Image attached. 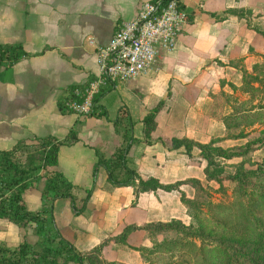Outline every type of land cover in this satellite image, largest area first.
<instances>
[{
  "label": "crops",
  "instance_id": "0c3cea01",
  "mask_svg": "<svg viewBox=\"0 0 264 264\" xmlns=\"http://www.w3.org/2000/svg\"><path fill=\"white\" fill-rule=\"evenodd\" d=\"M142 1L0 0V42L19 43L27 54L0 67V150L47 135L65 140L56 165L47 170L58 171L74 186L77 208L87 189L90 195L79 213L67 198L55 199V226L78 251L101 245L103 259L123 264L142 263L135 248L147 238L134 229L126 245L114 241L126 225L182 221L188 215L175 189L136 193L132 186L110 184L104 166L93 171L97 156L112 158L128 138L125 165L141 178L206 183L201 166L182 146L169 149L164 142L176 137L207 143L221 137L222 116L236 105L223 100L247 95L240 89L242 71L253 74L254 65L264 63V35L256 30L264 31V0H180L187 18L173 48L159 52L145 73L101 88L95 112L104 111L106 119L65 109L62 101L72 89L97 75L96 47L105 45L115 26L132 18ZM158 102L147 142L141 119ZM191 153L196 156L198 149ZM114 172L121 176L120 170ZM43 182L41 177L23 192L27 210L41 207ZM11 224L0 218V232Z\"/></svg>",
  "mask_w": 264,
  "mask_h": 264
},
{
  "label": "trees",
  "instance_id": "16d2710c",
  "mask_svg": "<svg viewBox=\"0 0 264 264\" xmlns=\"http://www.w3.org/2000/svg\"><path fill=\"white\" fill-rule=\"evenodd\" d=\"M256 30L264 35V31ZM26 55V52L19 43L0 42V67L5 69ZM253 72L252 74L242 71V84L240 87L241 90L250 93L251 96L256 90L253 84L264 82V63L254 65ZM99 92L93 98L94 102L97 100L100 94ZM218 101L219 99L217 98V103ZM229 101L236 103L237 106L232 105V112L223 114L224 134L218 137V139H212L207 143H198L187 138L171 137L164 143L169 149L182 146L185 155L201 166L206 181L212 180L218 183V186H221V179L225 178L228 182L230 181L236 193H238V189H240L243 196L246 199H250V195L247 196L243 193L245 185L248 184L247 178L260 176V174L264 172V169H260L258 172L257 168L247 170L240 165L235 168L233 173L223 175L224 171L218 165L215 158L218 156L231 157L244 155L246 152L264 145V137H252L242 149H223L220 145L215 144L217 141H222L226 138L240 139L245 137L241 131L232 133L231 135L232 129L235 128L234 125L237 123L234 117L237 113L248 114V111L252 109V107L242 108L240 107L242 103L234 98H225L223 100L225 103ZM160 104L161 102H158L141 119L144 140L147 142L150 140L151 132L155 129L156 124L154 117ZM96 107L97 105H93L91 115L101 116L106 119L104 111L95 112ZM227 131H230V133L227 134ZM70 134L72 133H68V137ZM72 138H75V136ZM128 140L129 139L126 138L125 142L116 148L112 154V158L106 160L97 156L93 171H95L99 165L104 166L107 181L110 184L132 186L136 193L139 191H154L158 188L166 191L177 190L179 200L184 205L186 214L190 220L187 225H184L179 219L175 218L166 221H149L140 225H126L119 234L113 237L114 241L126 245V235L134 229L142 230L146 236L156 235L170 229L175 232H181V239H184L186 244L192 245L193 247L197 246L195 251H201L203 249L202 245L207 246L208 243L203 241L205 239L202 238V227L199 225H197L199 227L193 226L192 220L195 218L196 214L192 212L191 209L194 210L198 208V204L197 202L194 204V200L186 198L182 194V191L178 190L180 184L187 183L190 184L194 190L200 191L202 188L201 183L193 178L176 181L172 184H161L154 177L141 178L133 169L125 165V154L130 145ZM33 142H35V149L27 151L23 164L17 162L15 154L20 149L29 147V143L19 140L10 148L0 150V218L6 219L8 222L12 223L16 227L17 232L22 236L21 240L14 247L0 244V264H123L117 261H107L103 259L100 254L101 245L92 247L89 250L78 251L70 242L59 234L53 219L52 206L54 200L58 198H67L70 202V207L76 210V213H79L81 212V207L85 204L90 195V189L85 191L84 197L80 199L81 207L77 208L74 203V186L58 171L47 170V168L56 165L58 147L65 142V140H57L47 135L45 137L36 138ZM193 148L198 149L196 156L191 153ZM118 170L121 171V176L115 175L114 171ZM41 177L44 178L43 186L40 190L41 207L37 210L29 211L24 206L22 194L26 189L33 187ZM257 195L264 198V190H259ZM238 205L240 208L238 213L240 221L243 223H250L253 220L256 221L260 228L258 233L264 236V226L258 222L259 219L251 216L250 211L252 206L248 207L246 204L244 205L241 200L238 201ZM30 224H34V234L37 237L34 243H30L26 239L24 233L25 228ZM190 238L198 240V245L191 241ZM158 245L156 246L158 247ZM219 246L223 254V247L221 245ZM135 249L139 251L142 259L143 256L139 250L140 246ZM230 256L231 254H227L226 250L225 255H222L220 264H227ZM232 260H235L233 254Z\"/></svg>",
  "mask_w": 264,
  "mask_h": 264
},
{
  "label": "rangeland",
  "instance_id": "374dc122",
  "mask_svg": "<svg viewBox=\"0 0 264 264\" xmlns=\"http://www.w3.org/2000/svg\"><path fill=\"white\" fill-rule=\"evenodd\" d=\"M254 87L256 90L252 96L250 93L239 96L240 100L237 101L242 103L239 104L240 107H252V109L248 111V114H236L234 120L237 123L231 132L232 135V133L241 131L245 137L226 138L217 141L216 145H220L223 149H242L252 137H264V82L254 83ZM228 133L230 131H227ZM34 144L35 142H30L29 147L22 148L15 154L18 163H24L25 154L27 151L35 149ZM215 159L223 169V175L233 173L235 168L240 165L247 170L257 168L259 172L260 169H264V145L258 146L244 155L218 156ZM247 180L248 184L245 185L243 193L247 196L250 195V199H246L240 189L236 193L230 181L228 182L225 178L221 179V186L212 180L202 183L200 191L194 190L190 184L183 187L182 194L186 198L194 200V204L196 202L198 204V208L191 209L196 214L192 220L193 226L202 227V238L208 243L207 246L202 245L201 251H195L197 246L186 244L185 240L181 239V232L168 229L156 235L147 236L145 244L139 249L143 256L141 264H220L226 250L227 254H231L227 264H264V236L258 233L260 230L258 223L254 220L250 223H243L238 214L240 210L238 201L241 200L244 205L252 206L251 216L259 219L258 222L264 226V198L257 195L259 190H264V172L260 176L247 178ZM177 196L179 197L178 193ZM189 220V217H184L182 219L184 222L180 221L187 225ZM3 226L6 225L3 224ZM3 233L0 232V244L8 247L16 246L22 238L12 224L5 230L3 228ZM24 233L30 243L36 241L34 224L25 228ZM190 240L196 245L199 243L196 239L190 238ZM219 245L223 247V254Z\"/></svg>",
  "mask_w": 264,
  "mask_h": 264
},
{
  "label": "built area",
  "instance_id": "2783aa9c",
  "mask_svg": "<svg viewBox=\"0 0 264 264\" xmlns=\"http://www.w3.org/2000/svg\"><path fill=\"white\" fill-rule=\"evenodd\" d=\"M180 0L142 1L135 15L118 23L105 45L95 49L97 75L74 88L62 106L79 115L91 114L93 98L105 85L145 73L159 52L170 51L186 22Z\"/></svg>",
  "mask_w": 264,
  "mask_h": 264
}]
</instances>
